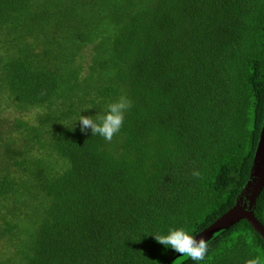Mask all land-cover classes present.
Masks as SVG:
<instances>
[{
	"label": "trees",
	"instance_id": "16d2710c",
	"mask_svg": "<svg viewBox=\"0 0 264 264\" xmlns=\"http://www.w3.org/2000/svg\"><path fill=\"white\" fill-rule=\"evenodd\" d=\"M121 96L133 107L111 142L81 133L79 115ZM11 106L40 112L0 119V264H167L176 253L153 234L196 236L248 178L264 0H0V111ZM253 214L264 228V187ZM255 256L264 241L241 220L183 264Z\"/></svg>",
	"mask_w": 264,
	"mask_h": 264
},
{
	"label": "clouds",
	"instance_id": "9594fccd",
	"mask_svg": "<svg viewBox=\"0 0 264 264\" xmlns=\"http://www.w3.org/2000/svg\"><path fill=\"white\" fill-rule=\"evenodd\" d=\"M132 107V101L126 96H121L116 101L109 103L103 114L95 118L93 116L79 115L76 121H79L81 133H87L90 130L92 136L98 135L106 142H111L114 136L121 131L124 126L126 113ZM88 109H91V107ZM192 176L194 178H203L199 170H193ZM153 236L165 248L170 247L174 253L192 261H202L208 253L209 241L205 240L203 236L197 239L184 228L170 229L167 234H153ZM245 264H264V257L255 256L246 260Z\"/></svg>",
	"mask_w": 264,
	"mask_h": 264
},
{
	"label": "water",
	"instance_id": "95a60500",
	"mask_svg": "<svg viewBox=\"0 0 264 264\" xmlns=\"http://www.w3.org/2000/svg\"><path fill=\"white\" fill-rule=\"evenodd\" d=\"M264 187V115L259 130L254 156L248 178L235 199L234 206L218 218L213 224L197 234L209 243L241 220H246L251 228L264 241V228L254 217L256 200ZM176 254L167 264H183L189 258Z\"/></svg>",
	"mask_w": 264,
	"mask_h": 264
},
{
	"label": "rangeland",
	"instance_id": "374dc122",
	"mask_svg": "<svg viewBox=\"0 0 264 264\" xmlns=\"http://www.w3.org/2000/svg\"><path fill=\"white\" fill-rule=\"evenodd\" d=\"M89 51L85 52L84 59L85 61H90L89 60ZM38 109H30V108H23L21 110L16 109L14 106L4 110L0 111V119L4 121H7L8 124L13 121L16 117L20 118L21 120H25L29 122L30 124L35 122L36 116L39 114ZM2 244V242H0ZM0 244V245H1Z\"/></svg>",
	"mask_w": 264,
	"mask_h": 264
}]
</instances>
